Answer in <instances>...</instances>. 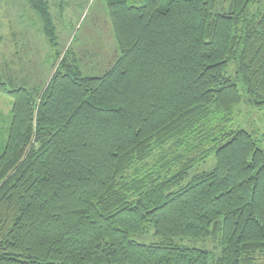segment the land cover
<instances>
[{
  "label": "trees",
  "instance_id": "obj_1",
  "mask_svg": "<svg viewBox=\"0 0 264 264\" xmlns=\"http://www.w3.org/2000/svg\"><path fill=\"white\" fill-rule=\"evenodd\" d=\"M106 1L120 55L104 74L70 48L42 86L0 64V264H257L264 0ZM29 2L55 44L49 0Z\"/></svg>",
  "mask_w": 264,
  "mask_h": 264
},
{
  "label": "rangeland",
  "instance_id": "obj_2",
  "mask_svg": "<svg viewBox=\"0 0 264 264\" xmlns=\"http://www.w3.org/2000/svg\"><path fill=\"white\" fill-rule=\"evenodd\" d=\"M49 3L55 24V44L46 36L29 0H0V64L9 65L11 73L24 78L29 87L42 86L55 70L58 52L64 53L70 48L79 60L83 75L104 74L120 55L107 1L49 0ZM12 103L10 96L0 92V128L3 130L8 127ZM261 115L254 112L251 116L259 127L264 123ZM240 120L244 121V116ZM245 128L251 129L248 125ZM2 134L0 132V140L4 139ZM213 164L197 171L210 170ZM134 238L145 243L158 240L152 232ZM182 243L208 250L213 258L221 254V244L213 239L188 238ZM257 264H264V259H259Z\"/></svg>",
  "mask_w": 264,
  "mask_h": 264
}]
</instances>
